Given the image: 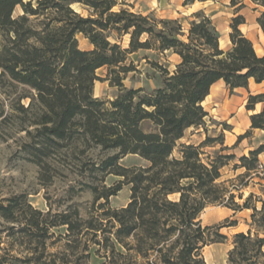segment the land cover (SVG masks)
Masks as SVG:
<instances>
[{"label":"trees","instance_id":"1","mask_svg":"<svg viewBox=\"0 0 264 264\" xmlns=\"http://www.w3.org/2000/svg\"><path fill=\"white\" fill-rule=\"evenodd\" d=\"M249 1L260 12L257 23L264 33V0ZM75 5L86 7L89 15ZM118 6V0H0V89H30L12 102L23 130L36 133L30 148L42 157L51 156L50 148L73 143L113 152L95 165L96 171L102 182L111 175L122 178L113 186L87 185L94 200L86 216L76 205L57 213L51 207L36 209L28 194L0 198V264H91L93 256L101 264H207L203 249L229 241L222 229L237 225L203 226L199 216L212 204L235 214L252 210L248 230L232 236L228 264H264V201L258 207L256 195L244 198L237 185L221 182L222 169L234 155H221L222 149L204 157L207 143L224 134L198 146L182 144L175 155L189 129L206 126L203 103L217 82L231 91L248 89L250 80L264 84V56L240 30L245 19L233 20L232 46L225 51L212 19L202 12L186 32L180 20L117 11ZM114 32L130 35L128 48L110 40ZM80 34L93 49H80ZM143 50L180 58L151 92L123 84L135 70L130 55ZM101 68L119 88L114 100L95 97ZM25 99H30L27 106ZM257 105H263L260 112ZM246 109L253 112L250 130H264V92L250 94ZM262 154L264 144L239 159L236 168L245 170L239 178L259 175ZM128 155L148 165L122 166ZM124 185L131 186L130 202L113 209L110 199ZM17 248L25 255H16Z\"/></svg>","mask_w":264,"mask_h":264},{"label":"rangeland","instance_id":"2","mask_svg":"<svg viewBox=\"0 0 264 264\" xmlns=\"http://www.w3.org/2000/svg\"><path fill=\"white\" fill-rule=\"evenodd\" d=\"M118 2L117 11L128 9L158 20L177 19L181 21L186 32L190 28V23L195 20L194 16L202 12L212 19L223 47L228 44L233 20L242 16L245 24L240 26V30L252 40L257 48H260V54L264 50V33L257 23L260 12L249 0H238L236 5L232 0H196L188 4L186 0H118ZM74 8L83 16L89 15V10L84 6L75 5ZM20 13L19 8L16 14ZM77 38L80 49H93L84 35L80 34ZM110 40L126 49L129 47L130 35L114 32ZM129 62L135 70L124 79V87L143 88L151 92L162 86L166 76L165 72L172 74L175 71L180 58L168 51L160 53L155 50H143L130 55ZM97 76L100 80L95 83V97L104 101L114 100L119 94V88L112 86L107 80L108 69H99ZM29 92H31L30 89L24 87L0 89V198L28 194L30 203L36 209L46 212L51 207L53 212L57 213L76 205L82 215L86 216L93 207L94 200L87 185L113 186L122 181V178L111 175L102 182V173L96 171L97 168H95L97 167L95 165L113 152H105L96 147L86 149L82 143H73L57 151L50 148L51 156L49 157H42L40 152L32 150L30 145L34 144L36 133L30 129L32 136H29L27 131L23 130L20 124L21 115L16 114L12 107V102L18 95H25ZM249 96L245 89L231 91L225 84L217 85L203 103L209 114L206 118V126L189 129L185 137L178 142L175 155L177 156L182 144L198 146L208 138L215 139L224 134L221 140L207 143L203 149L206 153L204 157H214L215 153L222 149L224 150L221 155H234V160L222 169L221 182L229 181L228 185H237L241 190L236 193H242L244 198L253 193L257 197L254 203L261 207L262 203L259 200L264 201V154L259 156L262 165L259 175L254 174L252 179L239 178L245 170L236 168L242 156H248L250 151L264 144V130H250V116L253 112L246 109ZM29 103L30 99L22 101V104L26 106ZM262 108L263 105H257L256 112H260ZM225 124L227 126H224ZM144 127L148 130L151 124L147 122ZM243 135L246 136L238 142L239 137ZM120 164L127 168L148 165L137 155L122 158ZM130 197L131 186L124 185L122 190L110 199V206L113 209L126 207L130 202ZM251 214L252 210L235 214L233 210L215 204L204 209L199 216L203 226L213 227L224 225L227 221L237 222L235 227L222 229V234L226 235L229 241L213 243L203 249L202 254L207 264H228L232 236L248 230L247 223L251 219ZM57 231L64 233V229ZM51 251L55 252L56 249ZM15 254L25 255L19 248ZM91 264H101V260L93 256Z\"/></svg>","mask_w":264,"mask_h":264},{"label":"crops","instance_id":"3","mask_svg":"<svg viewBox=\"0 0 264 264\" xmlns=\"http://www.w3.org/2000/svg\"><path fill=\"white\" fill-rule=\"evenodd\" d=\"M252 41V40H251ZM220 44H221V38H220ZM231 46H232V43H231V40H230V35H229V41H228V44H227V46L226 47H223L222 45H221V48L223 49V50H225V51H227V50H229L230 48H231ZM254 47H256L255 45H254ZM260 49V48H259ZM256 50V49H255ZM257 52V51H256ZM258 55L260 54V53H257ZM261 56H264V50H262V53L260 54ZM219 84H225L224 83V81H219V82H217L213 87H212V89L213 88H215V87H217V85H219ZM225 86H226V84H225ZM227 87V86H226ZM212 89H211V91H212ZM240 89H245V90H247L248 91V94L250 95V94H252V95H255V94H259V93H263L264 92V84H257V83H255V81L254 80H250V83H249V87H248V89H246V88H237V89H235V90H240Z\"/></svg>","mask_w":264,"mask_h":264},{"label":"bare ground","instance_id":"4","mask_svg":"<svg viewBox=\"0 0 264 264\" xmlns=\"http://www.w3.org/2000/svg\"><path fill=\"white\" fill-rule=\"evenodd\" d=\"M255 49H256L257 53H260V49L259 48L255 47ZM213 90H214V88L212 89L211 94H212Z\"/></svg>","mask_w":264,"mask_h":264},{"label":"built area","instance_id":"5","mask_svg":"<svg viewBox=\"0 0 264 264\" xmlns=\"http://www.w3.org/2000/svg\"><path fill=\"white\" fill-rule=\"evenodd\" d=\"M262 167V166H261Z\"/></svg>","mask_w":264,"mask_h":264}]
</instances>
